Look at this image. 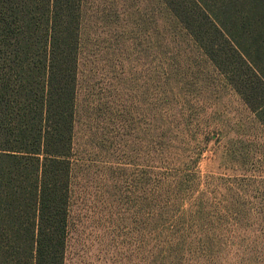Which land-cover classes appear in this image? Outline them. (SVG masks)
<instances>
[{
	"label": "rangeland",
	"instance_id": "rangeland-1",
	"mask_svg": "<svg viewBox=\"0 0 264 264\" xmlns=\"http://www.w3.org/2000/svg\"><path fill=\"white\" fill-rule=\"evenodd\" d=\"M171 1H82L65 264H264V126ZM207 8L264 38L253 0Z\"/></svg>",
	"mask_w": 264,
	"mask_h": 264
},
{
	"label": "trees",
	"instance_id": "trees-1",
	"mask_svg": "<svg viewBox=\"0 0 264 264\" xmlns=\"http://www.w3.org/2000/svg\"><path fill=\"white\" fill-rule=\"evenodd\" d=\"M82 1L0 0V264H65ZM185 1L176 17L264 126L262 34L242 44L211 0Z\"/></svg>",
	"mask_w": 264,
	"mask_h": 264
}]
</instances>
